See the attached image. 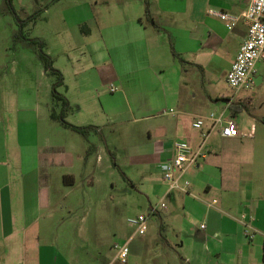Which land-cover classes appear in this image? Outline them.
<instances>
[{"label":"crops","instance_id":"0c3cea01","mask_svg":"<svg viewBox=\"0 0 264 264\" xmlns=\"http://www.w3.org/2000/svg\"><path fill=\"white\" fill-rule=\"evenodd\" d=\"M99 1L106 9H101L97 17L93 2ZM112 1L58 0L38 20L40 23L50 13L56 15L64 9L62 20L54 21L53 29L67 32L78 42L70 51L68 69L59 68L65 79L59 89H65L62 95L71 104L68 116L77 118L73 122L77 126L96 127L98 131L87 140L88 144L97 145L94 134L102 135L106 124L123 121L105 108L89 104L93 79H97V86L111 84L118 88V83L125 90L124 78L132 76L131 97L133 102L140 103L136 105L138 112L147 107L157 108L159 100L175 107L165 112L173 116V121L159 122L147 129L149 140L156 143L157 168L174 157L171 144L177 140L188 141L204 154L199 167L184 176L190 181L188 192L167 189L164 194L173 205L164 209L163 226L168 231L173 229L177 248L166 237L168 248L155 258L141 260L150 243L145 238L148 232L144 236L132 235L125 240L129 241V260L132 264H155V259L157 264H262L264 119L260 127L254 123L240 129L237 116L248 108L247 103L211 89V75L216 73L226 79L247 37L246 23L241 19L229 30L218 18L205 21L198 14L195 19L187 18L180 5L162 0L161 21L155 19L150 6L154 25L144 19L145 0H119L122 10H111ZM31 6L24 4L20 8L29 13L42 6V0ZM244 11L237 6L225 12L241 16ZM6 15L0 13V27L2 16ZM82 25L87 26L89 34L82 33ZM171 45L182 61L173 56ZM47 53L54 58L49 50ZM2 66L0 51V119L4 118L0 120V264H89L82 254L67 249L72 224H61L62 219L52 210V193L59 183L56 178L62 165L57 164L55 157L62 153L53 150L55 147L47 137L43 145L41 142L40 123L51 120L50 109L36 105L37 109L29 114L27 104L22 103L13 122L14 67L3 70ZM41 76L46 77V72ZM263 84L264 73L259 74L256 68L255 85ZM125 98L129 103L130 97ZM211 113L234 119L239 136L223 137L221 127H217L203 144L193 122ZM151 117L136 121H148ZM187 124L190 126L186 127ZM210 125L207 121L206 129ZM211 153L216 158H211ZM100 158L103 160L102 155ZM215 199L218 203L208 207ZM194 222H199V226L195 227ZM202 224L205 229H201ZM109 264H114V260Z\"/></svg>","mask_w":264,"mask_h":264},{"label":"rangeland","instance_id":"374dc122","mask_svg":"<svg viewBox=\"0 0 264 264\" xmlns=\"http://www.w3.org/2000/svg\"><path fill=\"white\" fill-rule=\"evenodd\" d=\"M38 1L41 2V0H13V5L20 10L21 5L27 4L33 7L38 4ZM147 1L149 10L150 6L153 9L155 19L161 21L164 18L162 0ZM0 2L2 4L0 13L7 14L4 0ZM51 4L53 0H42V6L32 8L29 13L46 5L50 7ZM170 4L180 5L187 18L195 19L198 14L205 21L209 18H218L210 14L211 10L231 11L237 6L242 9L247 8L244 0H170ZM93 5L97 17L101 9H106L103 8L104 4L101 1L98 4L93 2ZM119 5V0H114L110 9L122 10ZM63 10L56 15L50 13L44 17L43 21L38 22L39 24L28 25L25 32L31 38L39 37L47 40L45 51L49 50L54 55L53 60L58 61L54 67L65 70L71 62L69 60L70 51L76 47L78 42L72 36L70 38L67 32L58 33L53 29V24H55L53 22L59 23L62 20L63 12L65 13ZM144 19L149 21L146 16ZM2 20L0 27L2 67L3 70L7 66L13 65L14 67L11 77L13 122L18 113L17 108L22 103L27 104L30 109L29 114H32L38 105L39 107L48 106L50 111L60 113L62 104L52 96L50 91L56 77L50 73L42 77L41 74L45 70L35 49L15 41L14 35L18 30L15 18L7 14L2 16ZM114 63L116 64L115 60ZM257 69L259 74L264 73V62L259 63ZM211 76L213 91L220 95L234 97L237 102L247 103L248 108L237 116L240 129H247L254 123L257 127L262 126L264 84L255 85L253 89L242 90L236 94L224 77L216 73ZM131 79L132 76L124 78V83L127 85L125 90L115 83L119 88L117 93L111 92V84L100 87L96 85L97 79H93L94 87L91 89L94 91L89 98L91 100L89 104L105 108L110 115L116 114L123 121L106 124L102 135L95 137L94 134V142L98 146L88 144L86 138L64 128L59 122L50 120L40 123L42 145L44 138L47 137L52 142L51 145L55 147L53 150L62 153L55 157L59 162L56 161L57 164L62 165L58 169L59 173L56 178L59 183L54 186L55 190L52 193L55 206L52 210L57 213L58 218L62 219L61 224L69 222L72 224L73 229L70 231L72 238L67 244V249L75 250L78 255L82 254L89 264L112 262L116 253L113 246L125 242L134 233V228L129 225L128 220L140 215L148 217L149 231L145 238L150 239L149 245L141 255V260L155 258L158 252L168 248L166 237L171 240L172 247H176L173 229L168 231V228L163 226L166 211L161 208L162 202L168 206V209L173 205L171 198L164 196L167 189H170V184L156 166L157 159L154 156L156 143L154 140H149L147 133L150 126L159 122L173 121V116L165 114L173 106L163 105L159 100L157 108L147 107L145 111L144 108L138 112L136 105L140 103L133 102L131 97L133 95ZM207 85L206 81V87ZM58 91L61 94L66 93L64 88ZM125 97H130L129 103ZM150 104L146 103L148 106ZM149 116L152 117L148 121H136V119ZM67 121L74 124L77 118L69 114ZM188 126L190 125L187 124L186 127ZM101 155L103 160L100 158ZM211 158H216L215 154L211 153ZM99 163L100 165L97 166ZM71 174L74 177L70 176L67 182L72 181L75 185L66 184L65 186L63 178ZM194 223L195 227L199 226V222ZM154 262L157 264L159 261L155 259ZM114 264L121 263L114 261ZM128 264H132V259Z\"/></svg>","mask_w":264,"mask_h":264},{"label":"built area","instance_id":"2783aa9c","mask_svg":"<svg viewBox=\"0 0 264 264\" xmlns=\"http://www.w3.org/2000/svg\"><path fill=\"white\" fill-rule=\"evenodd\" d=\"M247 8L237 16L225 11H210V14L218 17L225 22L226 27L232 30L241 19L248 27V34L240 47L239 53L231 69L226 75V81L229 87L239 93L242 90L251 89L255 85V74L257 65L264 62V0H244ZM111 92H118V88L111 87ZM232 101L228 102L231 106ZM228 106V107H229ZM207 121L210 127L206 129ZM221 127L223 137L234 138L239 136V130L234 119L227 118L224 114H209L207 117L197 118L193 122V128L201 133L203 144L209 139L211 132ZM174 157L159 165L164 178L170 184V190L187 193L190 187V181L184 179V176L192 169L199 167V162L204 154L202 150H197L188 141L177 140L172 144ZM218 203L215 199L208 207H213ZM166 204L161 203V208L166 209ZM129 225L134 228L133 236H144L149 229L148 217L140 215L128 220ZM205 224L201 229H205ZM115 250L114 261L121 264H127L129 261L130 247L129 241L118 243L113 246Z\"/></svg>","mask_w":264,"mask_h":264},{"label":"trees","instance_id":"16d2710c","mask_svg":"<svg viewBox=\"0 0 264 264\" xmlns=\"http://www.w3.org/2000/svg\"><path fill=\"white\" fill-rule=\"evenodd\" d=\"M57 1L58 0H53V3L57 2ZM145 5H146V15L145 16H146L147 20H149L150 22H152V24L155 25V23L153 22V19L151 18V15H150L147 0H145ZM4 8H5L7 14H10L15 18V21L17 23L18 30L14 35L15 41L21 42L27 47H33L36 51L38 58L40 59V61L43 64V68H44L45 72L50 73L51 75L56 77V80L52 86V96L61 102L62 108H61L60 113H57L54 110L50 111L51 120L59 122L64 128L69 129V130L83 136L84 138L88 139V137L90 136V134L92 132H97L98 130L94 126H77V125H74V124L67 121L68 113L71 110V104H70L69 100L64 95L59 93V91H58L59 88L64 85V81H65L64 75L59 69L54 67L53 58L45 51V49L47 47L46 40L39 38V37H32L31 38L25 32V29L28 25L36 24L38 22V20L41 18L44 11L49 8V5H46L45 7H42L39 9H36L33 13L29 14L23 8H21L20 10H17L13 5V0H4ZM86 28H87L86 25L81 26L82 33L87 35L90 32ZM171 50H172L173 56L175 58L181 60L180 56L174 50L173 45H171ZM222 99L225 100L227 98H222ZM69 177L70 176H64V178H63L64 183H66L68 185H72V181H70L71 183L67 182V179ZM263 262H264V253H263Z\"/></svg>","mask_w":264,"mask_h":264}]
</instances>
